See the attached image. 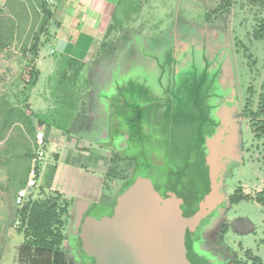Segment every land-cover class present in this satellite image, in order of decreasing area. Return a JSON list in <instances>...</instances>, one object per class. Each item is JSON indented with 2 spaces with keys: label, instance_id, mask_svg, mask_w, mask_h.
Segmentation results:
<instances>
[{
  "label": "rangeland",
  "instance_id": "374dc122",
  "mask_svg": "<svg viewBox=\"0 0 264 264\" xmlns=\"http://www.w3.org/2000/svg\"><path fill=\"white\" fill-rule=\"evenodd\" d=\"M57 1L0 0V258L11 253L15 244L10 233L18 213L15 197L27 182L36 131L58 116L53 112L65 101L66 118L56 117L65 127L88 111L89 83L68 89L55 71L44 81L47 103H39L36 83L41 47L49 38ZM136 1L126 8L127 14L137 15L130 21H152L154 30L149 33L163 41L172 39L175 46L184 45L189 61L199 53L204 61L214 62L222 86L237 80L244 94L249 82L247 71L249 83L259 91L264 81V41L251 37L254 10L244 0H233L223 12L219 10L220 0ZM113 31H118L117 18L103 28L96 49L122 42ZM230 48L237 52L235 61ZM27 68L35 74L29 85L23 76ZM187 68L179 67L175 87L195 78L193 67ZM231 123L234 127L228 131L221 128L214 161L208 158L211 151L206 156L203 152L206 165L198 167L199 175L193 180L195 197L189 199L190 207L186 200L174 197L169 200L172 210L164 216L159 205L149 213L146 199L129 195L124 204L113 201L107 208L74 213L77 225L69 229L77 234L74 260L78 264H251L246 255L250 249L264 261L260 206L252 201L230 203L238 186L251 194L261 189L264 175L257 154L248 151L250 129L237 120ZM241 147H245L243 152L239 151ZM163 219L168 220L166 225Z\"/></svg>",
  "mask_w": 264,
  "mask_h": 264
},
{
  "label": "crops",
  "instance_id": "0c3cea01",
  "mask_svg": "<svg viewBox=\"0 0 264 264\" xmlns=\"http://www.w3.org/2000/svg\"><path fill=\"white\" fill-rule=\"evenodd\" d=\"M136 2L58 0L53 6L50 35L40 53L39 103H47L44 81L53 75L57 56L81 61L94 52L84 68L91 89L88 111L67 127H41L48 140L47 157L30 196L31 202L66 205L68 217L59 228L63 240L56 251L48 235L56 230L50 221L40 225L45 234L38 239L29 238L20 227L11 228L13 251L4 254L0 264H78L72 256L77 234L69 231L76 224L74 213L107 208L113 201L124 204L129 195L146 199L149 213L159 205L161 215L169 214L173 208L169 200L174 197L190 207L198 167L206 165L207 151L214 161L222 126L228 131L237 120L250 129L241 115L246 90L252 85L247 71L244 94L237 80L222 86L214 62L204 61L199 53L189 61L184 45L149 33L152 21H130L137 15L127 14L126 8ZM114 18L118 31L113 34L122 42L96 49L101 31ZM230 53L235 61L236 50L230 48ZM180 66L193 67L195 78L177 88L175 74ZM252 138L251 133L250 145Z\"/></svg>",
  "mask_w": 264,
  "mask_h": 264
},
{
  "label": "trees",
  "instance_id": "16d2710c",
  "mask_svg": "<svg viewBox=\"0 0 264 264\" xmlns=\"http://www.w3.org/2000/svg\"><path fill=\"white\" fill-rule=\"evenodd\" d=\"M245 3L254 10V20L255 23L252 27L251 37L256 41H264V0H244ZM233 3V0H220L219 10L221 12L228 10ZM93 53L86 56L81 61L71 58L68 55H61L60 59L56 62V76L61 75L62 85L68 89H75L82 85H86L87 79L84 76V68L87 63L91 62L93 58ZM264 65V61H263ZM32 82L35 80V74L32 75ZM61 109L55 110L53 112V121L47 122V124H57L60 127L64 126L57 122V118L65 119L67 105L61 103ZM242 117L247 121L251 133L253 135L252 144L248 147V151L253 150L258 158L257 161L260 164L261 170L264 175V81L261 84L259 91H256L253 85H250L246 90V96L244 99L242 111ZM59 121V120H58ZM241 201H252L257 203L262 211L264 224V184L261 189L255 191L254 193H245L242 186H238L232 195L230 196L231 204H238ZM21 216L23 220L22 228L29 238L34 237L38 239L39 234H45V231H39L40 225L45 221H50L52 225L56 228L55 232L50 230L48 235H52L51 249L56 251L58 247L62 244L63 234L59 228H62L68 217L67 206H58L56 203H38L29 201L26 206L21 211ZM56 247V248H55ZM247 258L251 261V264H264L262 257L253 253L252 250L248 249L246 251Z\"/></svg>",
  "mask_w": 264,
  "mask_h": 264
},
{
  "label": "built area",
  "instance_id": "2783aa9c",
  "mask_svg": "<svg viewBox=\"0 0 264 264\" xmlns=\"http://www.w3.org/2000/svg\"><path fill=\"white\" fill-rule=\"evenodd\" d=\"M31 68L24 70V83L26 85L32 82V72ZM47 145L48 140L46 138L45 132L40 128L35 134V148L33 151L32 163L29 168L28 180L24 187L20 188L15 197V203L18 207V214L15 220V226L20 228H25L23 225V220L21 216V211L30 201V196L35 192L38 187V180L40 175L41 164L47 157Z\"/></svg>",
  "mask_w": 264,
  "mask_h": 264
},
{
  "label": "water",
  "instance_id": "95a60500",
  "mask_svg": "<svg viewBox=\"0 0 264 264\" xmlns=\"http://www.w3.org/2000/svg\"><path fill=\"white\" fill-rule=\"evenodd\" d=\"M166 215H168V214H164V216H166ZM162 222H164L165 225H166L168 223V220L167 219H163Z\"/></svg>",
  "mask_w": 264,
  "mask_h": 264
}]
</instances>
